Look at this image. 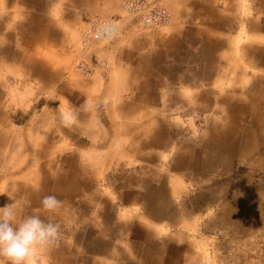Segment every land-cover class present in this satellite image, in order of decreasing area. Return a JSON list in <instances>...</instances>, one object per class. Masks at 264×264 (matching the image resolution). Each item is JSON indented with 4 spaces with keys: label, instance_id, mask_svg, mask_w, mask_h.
<instances>
[{
    "label": "rangeland",
    "instance_id": "1",
    "mask_svg": "<svg viewBox=\"0 0 264 264\" xmlns=\"http://www.w3.org/2000/svg\"><path fill=\"white\" fill-rule=\"evenodd\" d=\"M8 1L7 16L17 23L18 13L29 14L27 4L42 14L63 5L18 0L25 5L18 12L12 11L18 1ZM158 1L170 23L145 29L132 22L143 40L119 39L121 23L132 21L121 0L116 14L105 5L106 14L94 19L116 24L111 41L89 38L94 20L72 21L52 29L61 39L36 50L10 42L6 65L0 61V207L19 200L24 215L34 205L45 219L49 214L40 203L18 196L20 187L44 191L57 185L66 195L54 217L59 238L35 250L37 264H58L52 250L65 248L77 264H264V141L254 154L248 147L221 154L213 145V129L229 119L225 102L247 101L248 89L264 87L258 38L235 28L223 38L228 46L213 50V75L207 77L196 61L200 53L192 57L183 49L178 64L167 60V68L184 75L166 78L151 101L140 100L124 83V69L135 67L133 55L153 51L147 45L155 32L194 18L180 4ZM83 63L93 67L90 75L79 69ZM159 66L156 60L148 68ZM252 111L241 119L240 131L253 132ZM157 139L164 145H155Z\"/></svg>",
    "mask_w": 264,
    "mask_h": 264
},
{
    "label": "crops",
    "instance_id": "2",
    "mask_svg": "<svg viewBox=\"0 0 264 264\" xmlns=\"http://www.w3.org/2000/svg\"><path fill=\"white\" fill-rule=\"evenodd\" d=\"M33 1L38 3L40 0ZM58 1H61L63 5L60 9L55 10V12H58L56 14L55 12H44V14H42L36 10V6L32 8L29 4H27L29 6V14L26 16V11H24L22 15H19L18 13L17 15L20 19L17 20V23L14 20L13 22L12 20H9V17L7 16V12L11 11L9 10L11 6L10 1L0 0V12L3 13V11H6L5 15L0 19L1 63L6 65V58H8L6 48L10 42L17 44L23 43L25 45L27 44L36 50V47L41 44L47 45L51 41L57 42L58 39H61V36L54 33L52 29L65 27L68 22L72 21L79 25L84 19L88 20V22H84L83 25H89L90 21L95 18H101L106 14L105 11L107 6L112 5L114 8L112 13L116 14L117 8L119 9L121 2V0ZM169 1H171V4H173L176 8H178V5L180 4L186 15L192 11L194 18L181 22L177 21L176 25L170 31L162 29L155 32L149 40V45H147L148 49L150 46L153 51L147 52L143 50L142 53L133 55L132 59L136 60L134 62L135 67H127L124 69L123 74L127 76V78L124 79V83L127 84V87H133V91L139 92L140 100H147L146 102L151 101L150 99L153 97L155 90L159 89L156 88V86L165 82L166 78H174L173 75L178 77L184 75L180 73V68L173 70L167 68V60L172 59L173 62L178 64L186 51L192 57L195 56L196 52H198V54L200 53L196 61L202 65V71H200L201 75H205V77H207V75H213V50L215 49L214 52L220 53L223 49H225V47L228 46V43L227 40H223V38L233 34V30L235 28L249 29L248 32L252 30L249 36L258 38L257 40L260 43L258 57L264 63V0ZM18 3L19 5L12 7V11L17 9V11L20 12L22 11V7L25 8V5H21V1H18ZM105 5L106 7H104ZM32 11H35V13L33 14ZM26 18H29L30 21H24ZM121 24V37H119V39L124 38V42L126 44L131 38H135L136 41L143 40L138 39L139 35H135L133 32L132 21H130V23L122 22ZM179 24H185L188 29L184 31ZM213 31L217 36L216 39H214ZM200 45L202 46L201 52L198 50ZM183 49H185V52ZM105 55L107 56V54ZM35 58V55L29 57L31 60V67L36 66ZM110 59L113 63H116V58L114 56ZM110 59L108 54L106 60L110 62ZM156 60L159 62L160 66L154 69H149L148 66L152 64V61L154 62ZM209 60L210 63H208ZM23 63L25 64V62ZM115 70L116 69H114V71ZM109 71L113 74L111 69ZM173 71L176 72V74ZM36 73L42 72L37 69ZM96 83H98L97 86H99L102 82L97 80ZM2 85L3 84H0V86ZM260 86L261 84L248 89V91L252 94L248 95L249 99L247 101L240 102L231 100L227 102V100L225 102V105L228 107L229 119H227L225 126L213 129L214 134H216L213 138V145L217 148V150L221 151V154L224 153L227 155H234L237 150H244L247 147L249 154H254L253 152H257L261 147V141H264V87L260 88ZM210 89H212V87ZM249 101H253L257 104V107L255 108L257 109L256 111L254 108H251ZM129 105L133 106V104ZM252 110L255 112L253 114L255 121L253 132H250L249 128L247 131L246 129L244 132L240 131L238 127L241 119L245 116H249ZM155 145H164V141L157 139V141H155ZM139 148L140 145L137 144L132 146L130 149L136 150ZM257 160H255V165L260 166L262 163L261 158H257ZM178 161L179 159L177 162ZM219 162L226 164L225 161L220 160ZM47 177L50 178V176ZM29 186L30 185L20 187V194L18 195L20 197L22 196L24 200L27 199L28 202L25 201V203H29V205H32L30 202L40 203L42 197L47 194H55L61 202L66 197V195L63 197V195L59 194L60 192L57 189V185L54 187L47 186L44 191H36L33 185ZM73 192H75V188L73 189ZM17 202H19V200H11V203ZM33 208L36 210L34 205ZM30 212L32 214L34 213V211ZM18 213V219L29 215L28 213L24 215L22 208L21 211L18 210ZM89 248L92 252L93 248L91 246H89ZM51 256L58 264H77L79 261L78 257L66 248L55 252L52 250ZM87 261L88 260L83 262Z\"/></svg>",
    "mask_w": 264,
    "mask_h": 264
},
{
    "label": "clouds",
    "instance_id": "3",
    "mask_svg": "<svg viewBox=\"0 0 264 264\" xmlns=\"http://www.w3.org/2000/svg\"><path fill=\"white\" fill-rule=\"evenodd\" d=\"M42 210L49 215L42 219L41 209L18 219L15 203L0 207V264H37L35 250L53 244L60 235L61 225L55 221V213L62 202L55 194L44 195L40 201Z\"/></svg>",
    "mask_w": 264,
    "mask_h": 264
},
{
    "label": "built area",
    "instance_id": "4",
    "mask_svg": "<svg viewBox=\"0 0 264 264\" xmlns=\"http://www.w3.org/2000/svg\"><path fill=\"white\" fill-rule=\"evenodd\" d=\"M122 9L129 15L138 27L145 29H157L170 23V14L158 0H122ZM88 32L90 39L111 41L117 33L114 22H102L94 20L90 23ZM90 75L93 67L82 64L79 68Z\"/></svg>",
    "mask_w": 264,
    "mask_h": 264
},
{
    "label": "bare ground",
    "instance_id": "5",
    "mask_svg": "<svg viewBox=\"0 0 264 264\" xmlns=\"http://www.w3.org/2000/svg\"><path fill=\"white\" fill-rule=\"evenodd\" d=\"M128 16V15H127Z\"/></svg>",
    "mask_w": 264,
    "mask_h": 264
}]
</instances>
